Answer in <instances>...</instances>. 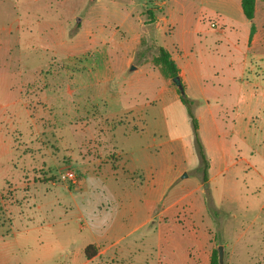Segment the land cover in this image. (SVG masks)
Returning a JSON list of instances; mask_svg holds the SVG:
<instances>
[{"label": "rangeland", "instance_id": "obj_1", "mask_svg": "<svg viewBox=\"0 0 264 264\" xmlns=\"http://www.w3.org/2000/svg\"><path fill=\"white\" fill-rule=\"evenodd\" d=\"M256 3L246 86L252 22L240 5L0 0V233L32 221L43 193L100 191L110 174L150 186L171 166L177 187L206 184L198 139L207 159L239 163L226 176L229 198L216 197L219 223L229 228L214 250L223 246V264H264V0ZM223 29L228 38L217 35ZM185 30L201 41L197 75L184 85L197 132L188 107L171 101L165 83L176 98L178 87L158 62V47L178 53ZM128 148L131 162L121 166L118 150ZM67 229L75 234V222Z\"/></svg>", "mask_w": 264, "mask_h": 264}, {"label": "crops", "instance_id": "obj_2", "mask_svg": "<svg viewBox=\"0 0 264 264\" xmlns=\"http://www.w3.org/2000/svg\"><path fill=\"white\" fill-rule=\"evenodd\" d=\"M223 2L241 6V0ZM256 16L257 3L254 21ZM252 24L255 26L253 21ZM197 33L183 32L175 43L178 53L167 48L184 85L198 72L195 46L201 41ZM250 33L251 28L247 29V46L243 50V85L248 69V43L257 35L256 26L251 39ZM227 34L226 29L217 31L221 37L228 38ZM165 89L173 103L180 101L167 83ZM120 95L116 94L113 100ZM147 148L141 146L140 152ZM133 154L130 148L118 150V159H123L121 166L124 162L129 164ZM208 160L207 183L198 181L193 187H177L181 184L180 172L169 166L164 168V178L150 182V186L135 182L134 178L123 182L120 173H109L112 184H103L100 191L82 187L76 191L55 189L51 194L43 193L38 197L32 221L24 226L16 221L8 234L0 233V264H210L217 236L227 235L229 228L219 223L221 208L216 205V197L229 198L231 185L226 176L233 169L237 172L239 163L226 156L219 161ZM130 169L128 174L139 172L137 168ZM207 189L212 200H208ZM210 208L218 215L214 216ZM71 222L76 224L75 234L67 229Z\"/></svg>", "mask_w": 264, "mask_h": 264}, {"label": "trees", "instance_id": "obj_3", "mask_svg": "<svg viewBox=\"0 0 264 264\" xmlns=\"http://www.w3.org/2000/svg\"><path fill=\"white\" fill-rule=\"evenodd\" d=\"M241 7L244 16L249 20L250 22L253 21L255 17V9H256V0H241ZM150 13V12H149ZM255 32V26L252 24L251 25V33H250V39L253 36ZM158 62L162 65L163 70L166 71V74L170 78H174L179 76V68L175 62V60L172 58L171 53L163 46L158 47ZM182 86L184 88V84L182 82ZM179 97L181 102L188 107V114L192 120V124L194 127L195 132L198 130V119L195 117L192 106L194 105L195 101L190 99L185 92H181L178 89ZM198 147H199V153L201 157V164H202V171L204 174V181H207V169L209 166V160L207 159L206 155L204 154L203 148L199 140L197 139ZM210 211L214 216H217L218 213L217 211H214L212 208H210ZM91 247H88L86 249V253L89 256V250ZM210 264H220L219 262V251L218 250H213L210 258Z\"/></svg>", "mask_w": 264, "mask_h": 264}, {"label": "water", "instance_id": "obj_4", "mask_svg": "<svg viewBox=\"0 0 264 264\" xmlns=\"http://www.w3.org/2000/svg\"><path fill=\"white\" fill-rule=\"evenodd\" d=\"M172 81L175 83V85L178 87V89L183 93L184 92V88L182 86V81H181L180 76L172 78ZM218 251H219V262H220V264H223L224 263L223 246H219L218 247Z\"/></svg>", "mask_w": 264, "mask_h": 264}, {"label": "built area", "instance_id": "obj_5", "mask_svg": "<svg viewBox=\"0 0 264 264\" xmlns=\"http://www.w3.org/2000/svg\"><path fill=\"white\" fill-rule=\"evenodd\" d=\"M68 178H69V180H70L72 183H76V182H77V175L74 174L73 172H70V173L68 174Z\"/></svg>", "mask_w": 264, "mask_h": 264}]
</instances>
